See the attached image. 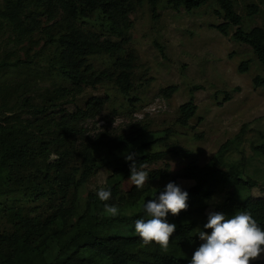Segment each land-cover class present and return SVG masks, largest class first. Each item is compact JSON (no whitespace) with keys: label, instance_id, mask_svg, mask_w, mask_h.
Returning <instances> with one entry per match:
<instances>
[{"label":"trees","instance_id":"16d2710c","mask_svg":"<svg viewBox=\"0 0 264 264\" xmlns=\"http://www.w3.org/2000/svg\"><path fill=\"white\" fill-rule=\"evenodd\" d=\"M161 3L176 12L212 8L220 23L211 27L247 46L264 72V27L245 29V21L261 13L253 0H0V264H189L203 243L197 228L211 232L203 228L208 208L226 216L248 211L264 229V197L251 194L257 188L264 193V176L248 175L242 159L225 160L240 145L244 127L203 165L190 162L172 174L165 160L190 152L171 140V129L153 131L146 115L133 116L140 102L135 93L150 79L138 76L131 16L147 6L155 18ZM249 65L241 62L238 71ZM253 83L264 87V77ZM106 88L124 102L113 116L132 120L114 133L113 120L105 117L107 128L89 135L93 129L86 124L100 115L108 96L87 91ZM177 90L161 88L158 95L169 100ZM229 96L224 93V100ZM196 109L193 97L178 106L175 124L190 128ZM251 150L264 164V143ZM129 152L136 153L148 182L124 191ZM104 167L110 170L100 188L112 194L106 202L96 194L100 188L85 189ZM170 181L188 192V207L177 220L167 215L176 225L172 236L180 237L171 238L165 251L145 246L134 221L143 218L142 203ZM228 200L235 205L228 207ZM105 203L116 205L119 215H108Z\"/></svg>","mask_w":264,"mask_h":264},{"label":"rangeland","instance_id":"374dc122","mask_svg":"<svg viewBox=\"0 0 264 264\" xmlns=\"http://www.w3.org/2000/svg\"><path fill=\"white\" fill-rule=\"evenodd\" d=\"M253 3L261 13L254 15L250 21L246 20L245 29L256 25L264 27V0H253ZM212 11V8H202L191 13L176 12L166 9L161 3L155 18L147 6L131 16V47L137 52L142 65L138 69V76H143V80L150 79V83L143 85L135 93L140 102L137 104L139 109L133 116L139 118L146 115L153 131L171 129L175 132L171 140L190 152L188 157L169 156L165 160L170 165L172 174H176L190 162L196 161L203 165L221 144L244 127L240 145L237 150L230 151L225 160L235 162L242 159L246 162L248 175L261 178L264 176V164L253 154L251 145L264 143V87H257L253 83L256 76L264 77V72L247 46L235 43L211 27L220 23V19ZM247 60H250L248 70L239 72V65ZM47 80L52 81L53 78ZM173 85L178 90L169 100L158 95L161 88ZM195 87L199 89L192 92ZM224 93L230 94L228 100H224ZM90 94L98 97L107 95L108 99L105 100L100 115L87 122V129H93L87 134L98 133L107 128L105 117L108 121L113 120L109 130L114 133L121 131L132 120L123 115L113 116L112 111L121 113L124 103L114 90L106 88L87 91V95ZM192 97L197 106L196 113L189 121L190 128H182L174 122L176 110ZM161 164L145 168L156 169ZM109 170L108 167L100 169L88 181L85 189L90 191L102 187ZM131 187L128 180L122 184L124 191ZM231 189L236 190L235 187ZM231 189L226 190L227 194ZM251 194L254 197H264V193L259 192L258 188ZM215 199L216 196L208 200V203H213ZM227 202L228 207L235 205L232 200ZM209 211L213 209L208 208L207 213ZM168 216L173 220L178 218V215L173 216L171 213ZM179 237L171 236L170 239ZM260 259H264V254Z\"/></svg>","mask_w":264,"mask_h":264},{"label":"clouds","instance_id":"9594fccd","mask_svg":"<svg viewBox=\"0 0 264 264\" xmlns=\"http://www.w3.org/2000/svg\"><path fill=\"white\" fill-rule=\"evenodd\" d=\"M136 153L125 155L129 165L128 181L131 186L142 189L148 182V172L137 167ZM157 192V191H156ZM97 196L101 201L111 199V190L100 188ZM188 192L175 182H168L159 194L142 203L143 218L134 221V232L145 246L156 244L167 251L170 237L176 230L174 223H168L169 213L178 215L188 207ZM104 211L111 217L119 215L116 205L104 204ZM208 232L197 228V235L203 241L191 256L189 264H251L264 254V229L248 211L226 216L220 211H209L203 225Z\"/></svg>","mask_w":264,"mask_h":264}]
</instances>
